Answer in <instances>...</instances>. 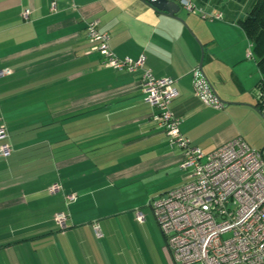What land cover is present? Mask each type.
<instances>
[{
  "label": "crops",
  "instance_id": "0c3cea01",
  "mask_svg": "<svg viewBox=\"0 0 264 264\" xmlns=\"http://www.w3.org/2000/svg\"><path fill=\"white\" fill-rule=\"evenodd\" d=\"M189 1L222 18L183 7L169 16L144 0H0V70H10L0 76V116L12 147L0 155V264H153L155 253L170 255L148 201L186 180L182 151L152 120L140 70L105 67L88 51L87 21L98 20L118 57L144 55L156 77L174 80L170 108L202 151L244 140L237 121L264 127L255 97L264 70L242 22L258 0ZM200 61L222 109L194 96ZM54 182L62 189L49 193Z\"/></svg>",
  "mask_w": 264,
  "mask_h": 264
},
{
  "label": "built area",
  "instance_id": "2783aa9c",
  "mask_svg": "<svg viewBox=\"0 0 264 264\" xmlns=\"http://www.w3.org/2000/svg\"><path fill=\"white\" fill-rule=\"evenodd\" d=\"M171 1L202 18H222L221 13L208 14L189 0ZM28 15L29 11L23 10L22 16ZM85 34L88 51L97 52L105 67L140 70V87L144 101L153 108L152 120L169 144L182 151L179 167L188 172L186 180L148 201L172 260L176 264H264V151L255 150L238 136L209 152L191 144L180 131L181 118L170 108L178 95L174 80L156 77L144 66V55L136 59L118 57L109 46V33L99 29L98 20L86 22ZM9 73V69L0 70V76ZM190 73L194 96L207 107L222 109L224 102L213 93L201 68L195 65ZM255 97L264 115V82L257 85ZM8 140L0 116L2 157L12 151ZM61 189L60 183L54 182L47 191ZM75 199L74 193L65 195L67 203ZM134 216L139 223L145 221L139 209ZM54 220L64 227L66 214L56 213ZM93 230L101 237L97 223Z\"/></svg>",
  "mask_w": 264,
  "mask_h": 264
},
{
  "label": "trees",
  "instance_id": "16d2710c",
  "mask_svg": "<svg viewBox=\"0 0 264 264\" xmlns=\"http://www.w3.org/2000/svg\"><path fill=\"white\" fill-rule=\"evenodd\" d=\"M242 22L246 32L253 39L255 51L260 56L258 64L264 70V0L255 2Z\"/></svg>",
  "mask_w": 264,
  "mask_h": 264
},
{
  "label": "rangeland",
  "instance_id": "374dc122",
  "mask_svg": "<svg viewBox=\"0 0 264 264\" xmlns=\"http://www.w3.org/2000/svg\"><path fill=\"white\" fill-rule=\"evenodd\" d=\"M237 122H238L241 130L242 129L248 130L247 131L248 133H246V132L241 133V136L244 138V140L255 150L260 151L262 149V151H264V137L261 138V135H260V132H262V134H264V127L257 125L255 123V121H237ZM247 134H251L250 136H253L256 139H257V137H259L260 139H258V141H256V142L250 141L249 138L247 137ZM150 211H151V208H150ZM143 214H146V213H143ZM151 214L153 215L152 211H151ZM159 252L160 253H155V257H153L154 258L153 264H176L172 260V258L170 257V255L168 253L165 254V253H162L161 251H159ZM191 264H202V263L195 262V263H191Z\"/></svg>",
  "mask_w": 264,
  "mask_h": 264
},
{
  "label": "water",
  "instance_id": "95a60500",
  "mask_svg": "<svg viewBox=\"0 0 264 264\" xmlns=\"http://www.w3.org/2000/svg\"><path fill=\"white\" fill-rule=\"evenodd\" d=\"M145 1L151 6H153L155 9L161 12L167 13L169 16L176 15L180 10L179 5L171 0H145ZM201 64H202V61H200L199 63L200 68H201ZM211 88H212L213 93L220 99V97L218 96L212 84H211ZM223 102L226 103V101H223Z\"/></svg>",
  "mask_w": 264,
  "mask_h": 264
}]
</instances>
